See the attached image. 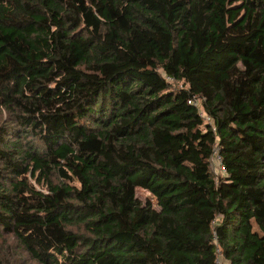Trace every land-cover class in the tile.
Returning a JSON list of instances; mask_svg holds the SVG:
<instances>
[{
    "label": "trees",
    "instance_id": "trees-1",
    "mask_svg": "<svg viewBox=\"0 0 264 264\" xmlns=\"http://www.w3.org/2000/svg\"><path fill=\"white\" fill-rule=\"evenodd\" d=\"M0 110V264H264V0H0Z\"/></svg>",
    "mask_w": 264,
    "mask_h": 264
},
{
    "label": "rangeland",
    "instance_id": "rangeland-1",
    "mask_svg": "<svg viewBox=\"0 0 264 264\" xmlns=\"http://www.w3.org/2000/svg\"><path fill=\"white\" fill-rule=\"evenodd\" d=\"M198 105L201 106V101H198ZM6 116H7L6 112L4 110H0V122L4 118H6ZM218 172H219L218 174H222L219 168H218ZM136 196L137 199L143 203V205L152 204L155 208L159 209L157 198L150 191L138 187L136 189ZM221 258L222 259L219 261V264H228L227 261L223 260V257Z\"/></svg>",
    "mask_w": 264,
    "mask_h": 264
},
{
    "label": "built area",
    "instance_id": "built-area-1",
    "mask_svg": "<svg viewBox=\"0 0 264 264\" xmlns=\"http://www.w3.org/2000/svg\"><path fill=\"white\" fill-rule=\"evenodd\" d=\"M211 165L215 171L216 174H218V168L220 169V171L222 172V174L226 173V169L223 165V161L222 158L218 152V148H215L214 154L211 157Z\"/></svg>",
    "mask_w": 264,
    "mask_h": 264
}]
</instances>
